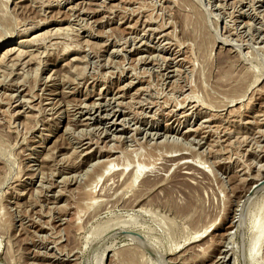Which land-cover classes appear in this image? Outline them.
I'll use <instances>...</instances> for the list:
<instances>
[{"label": "rangeland", "instance_id": "rangeland-1", "mask_svg": "<svg viewBox=\"0 0 264 264\" xmlns=\"http://www.w3.org/2000/svg\"><path fill=\"white\" fill-rule=\"evenodd\" d=\"M263 135L264 0H0V264H264Z\"/></svg>", "mask_w": 264, "mask_h": 264}, {"label": "bare ground", "instance_id": "bare-ground-1", "mask_svg": "<svg viewBox=\"0 0 264 264\" xmlns=\"http://www.w3.org/2000/svg\"><path fill=\"white\" fill-rule=\"evenodd\" d=\"M47 3V2H46ZM114 15V14H113ZM169 19V18H168ZM165 26V25H164ZM155 32V31H154ZM233 33V32H232ZM167 35V34H166ZM162 36V35H161ZM180 49V48H179ZM23 53V52H22ZM21 54V53H20ZM155 57V56H154ZM193 58H195V57H193ZM188 60V59H187ZM195 67V66H194ZM193 70V69H192ZM227 80V79H226ZM128 85V84H127ZM129 87V86H128ZM3 90V89H2ZM140 90V89H139ZM122 98V97H121ZM241 98V97H240ZM225 100V99H224ZM203 103V102H202ZM96 105V104H95ZM119 106V105H118ZM30 108V107H29ZM165 108V107H164ZM202 108V107H201ZM212 108V107H211ZM93 109V108H92ZM91 111V110H90ZM105 111V110H104ZM211 111V110H210ZM74 112V111H73ZM99 112H101V108H95V109H93V114H92V116L94 115V114H96V113H98V115H99ZM81 113H83V112H81ZM80 114V113H79ZM89 114V113H88ZM23 116V115H22ZM84 116V115H83ZM95 116H97V115H95ZM113 117L112 118H115L116 120L119 118V114L118 113H114L113 115H112ZM211 116V115H210ZM109 117V116H108ZM77 124V123H76ZM200 125V124H199ZM199 128V127H198ZM197 128V129H198ZM217 128V127H216ZM200 129V128H199ZM196 131H198V130H196ZM195 131V132H196ZM193 132H194V130H193ZM264 136V135H263ZM213 141V140H212ZM238 141V140H237ZM113 147V146H112ZM179 155V154H178ZM174 156V155H173ZM175 157V156H174ZM172 160H173V158H172ZM239 161V160H238ZM104 162V161H103ZM149 162V161H148ZM174 162L176 163H178V164H180V166L179 167H181V165L182 166H184L185 168L184 169H188L189 170V166H188V157H187V155L186 154H181V155H179V156H176V158H175V160H174ZM173 162V163H174ZM174 163V164H175ZM107 164V163H106ZM112 164V163H111ZM177 164V165H178ZM190 164V163H189ZM116 165V164H115ZM189 167V168H188ZM114 168V167H113ZM182 168V167H181ZM180 168V169H181ZM106 170H108V169H106ZM115 170V169H114ZM119 170V169H118ZM132 170V169H131ZM179 171V170H178ZM139 172H141V171H139ZM183 173V172H182ZM190 173V172H189ZM184 174H186V175H188L186 172L184 173ZM182 176V175H181ZM110 177V176H109ZM259 177V176H258ZM137 178H139V175L135 172V175L132 177V182L134 183V182H136V180H137ZM126 179V178H125ZM99 180V179H98ZM92 181V180H91ZM264 182V181H263ZM262 182V183H263ZM264 184V183H263ZM68 185V184H67ZM120 185V184H119ZM251 185H253V184H251ZM122 186V185H121ZM126 186V185H125ZM261 186V185H260ZM263 186V185H262ZM252 187H254V186H252ZM251 187V188H252ZM236 188H238V187H236ZM255 188H257L258 189V185H257V187H255ZM255 188H252V190H254ZM260 188V187H259ZM233 189H235V188H233ZM86 190V189H85ZM149 190V189H148ZM240 190V189H239ZM241 191V190H240ZM235 192H237L238 193V190H236ZM256 192V191H255ZM254 193V192H253ZM252 193V194H253ZM92 194V193H91ZM255 194V193H254ZM257 194V193H256ZM235 195V194H234ZM87 196H89V195H87ZM91 196V195H90ZM108 196V195H107ZM238 197H240V195L239 196H237V198ZM90 198V197H89ZM92 198V197H91ZM236 199V198H235ZM245 199V198H244ZM187 204H189V205H191L190 203H188L187 202ZM186 204V205H187ZM186 205H185V208H186ZM192 206V205H191ZM183 208V207H182ZM184 208V209H185ZM187 208H188V206H187ZM215 218V217H214ZM257 229V228H256ZM238 230V229H237ZM255 230V229H254ZM261 230V229H260ZM258 231V230H257ZM206 231H204V233H205ZM259 232H257L256 234H253V235H258V237H259V234H258ZM224 235V234H223ZM226 235V234H225ZM202 236V235H201ZM195 241V240H194ZM215 243V242H214ZM259 243V238H253V240L251 239V244H250V246H249V255L250 256H252L253 255V253L255 252V248H256V245ZM221 244V243H220ZM243 250V249H242ZM103 257H104V253H103V255L101 256V258H99L100 260H99V262H97L98 264H100L101 263V261H102V259H103ZM263 258H264V256H263Z\"/></svg>", "mask_w": 264, "mask_h": 264}]
</instances>
